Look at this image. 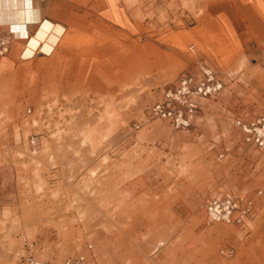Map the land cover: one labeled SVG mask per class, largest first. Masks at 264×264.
<instances>
[{"label": "rangeland", "instance_id": "1", "mask_svg": "<svg viewBox=\"0 0 264 264\" xmlns=\"http://www.w3.org/2000/svg\"><path fill=\"white\" fill-rule=\"evenodd\" d=\"M214 1L71 0L85 26L32 57L0 32V264H264V148L235 124L264 106V65ZM199 50L225 87L198 129L146 117ZM228 192L250 215L210 221Z\"/></svg>", "mask_w": 264, "mask_h": 264}, {"label": "built area", "instance_id": "2", "mask_svg": "<svg viewBox=\"0 0 264 264\" xmlns=\"http://www.w3.org/2000/svg\"><path fill=\"white\" fill-rule=\"evenodd\" d=\"M225 87L222 77L209 66L197 70H184L175 81L163 90L160 100L150 104L146 117L161 118L176 129H191L197 125L201 114V100L217 97ZM243 141L256 148H264V106L254 115L237 117ZM252 202L242 200L232 193L212 197L204 204L207 218L213 222L240 223L251 213ZM30 264H54L28 258ZM61 264H86L84 257L67 258Z\"/></svg>", "mask_w": 264, "mask_h": 264}, {"label": "crops", "instance_id": "3", "mask_svg": "<svg viewBox=\"0 0 264 264\" xmlns=\"http://www.w3.org/2000/svg\"><path fill=\"white\" fill-rule=\"evenodd\" d=\"M32 1L34 6L41 10L43 25L46 27L51 22L59 23L65 27L66 34L74 23L80 27L81 25L85 26L87 23V15L84 8H81L80 5H72L71 0ZM24 2L26 3V0H0V32L4 38L12 34L14 39L25 40L26 45L22 53L25 57H31L39 49L36 47L32 53L27 50L30 38L34 36L39 28L38 24H30V27L26 28V36L19 35L16 31L13 32L12 28V23L18 20L19 23L21 19L23 20L21 13L23 8L26 7ZM72 7L77 9L78 12L71 13ZM212 9L214 15L226 23L234 39L240 42L241 47L237 46L239 54L251 59H260V64L264 65V0H215L212 4ZM70 48L69 46L62 47L64 50ZM209 61H212L213 65L216 64L210 55L199 50L188 70H197L202 66H210ZM204 107V101H201L202 110L199 118L204 117L206 113ZM196 126L198 129L200 124L197 123Z\"/></svg>", "mask_w": 264, "mask_h": 264}, {"label": "bare ground", "instance_id": "4", "mask_svg": "<svg viewBox=\"0 0 264 264\" xmlns=\"http://www.w3.org/2000/svg\"><path fill=\"white\" fill-rule=\"evenodd\" d=\"M25 4L26 7L23 8L21 13L23 20L21 19L19 23V20L12 23L13 32L16 31L17 34L26 36V28L30 27V24H38L39 28L34 36L30 38L27 50L32 53L33 49L38 47L45 51V53L53 52L65 34V27L59 23H52V25L50 24L46 27L43 25L44 21L41 18V10L34 6L33 1L26 0Z\"/></svg>", "mask_w": 264, "mask_h": 264}]
</instances>
